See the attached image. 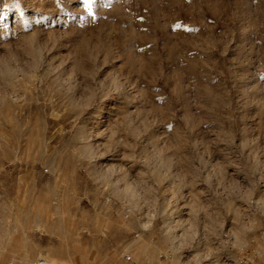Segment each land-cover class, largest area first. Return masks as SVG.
<instances>
[{
    "label": "rangeland",
    "instance_id": "374dc122",
    "mask_svg": "<svg viewBox=\"0 0 264 264\" xmlns=\"http://www.w3.org/2000/svg\"><path fill=\"white\" fill-rule=\"evenodd\" d=\"M242 256L264 264V0H0V264Z\"/></svg>",
    "mask_w": 264,
    "mask_h": 264
},
{
    "label": "built area",
    "instance_id": "2783aa9c",
    "mask_svg": "<svg viewBox=\"0 0 264 264\" xmlns=\"http://www.w3.org/2000/svg\"><path fill=\"white\" fill-rule=\"evenodd\" d=\"M124 213L128 214L129 209H124ZM129 259V257H127ZM39 264H49L46 260H41ZM239 264H252V259L249 256H242L239 260Z\"/></svg>",
    "mask_w": 264,
    "mask_h": 264
},
{
    "label": "bare ground",
    "instance_id": "6f19581e",
    "mask_svg": "<svg viewBox=\"0 0 264 264\" xmlns=\"http://www.w3.org/2000/svg\"><path fill=\"white\" fill-rule=\"evenodd\" d=\"M24 256H25V255H24ZM24 256H23V257H24ZM26 256H27V254H26ZM26 256H25V257H26ZM28 259H29V258H28ZM44 260H46L49 264H57L56 262H54V261H50V260H48V259H44ZM24 263L26 264V259H23V264H24ZM37 264H39V263H37Z\"/></svg>",
    "mask_w": 264,
    "mask_h": 264
},
{
    "label": "snow or ice",
    "instance_id": "6c2138e0",
    "mask_svg": "<svg viewBox=\"0 0 264 264\" xmlns=\"http://www.w3.org/2000/svg\"><path fill=\"white\" fill-rule=\"evenodd\" d=\"M83 3L87 5L89 3V0H83Z\"/></svg>",
    "mask_w": 264,
    "mask_h": 264
}]
</instances>
